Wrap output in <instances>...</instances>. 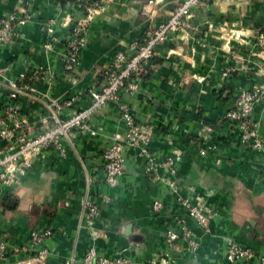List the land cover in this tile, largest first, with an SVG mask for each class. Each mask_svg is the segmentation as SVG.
Returning a JSON list of instances; mask_svg holds the SVG:
<instances>
[{
    "label": "crops",
    "instance_id": "crops-1",
    "mask_svg": "<svg viewBox=\"0 0 264 264\" xmlns=\"http://www.w3.org/2000/svg\"><path fill=\"white\" fill-rule=\"evenodd\" d=\"M72 1L0 0V17L30 16L27 25H13L0 46V106L17 109L23 135L44 132L52 115L64 119L87 108L89 92L100 90L113 55L141 42L178 0H74L98 1L99 9L87 23L77 65L66 71L61 57L68 30L82 18ZM51 22L52 40L46 34ZM258 33L264 35V0H201L192 8L184 31L153 48L137 94L121 98L149 134L156 174L146 173L147 163L135 149H126L117 186L104 184L101 154L109 138L123 132L114 104H107L89 121L94 136L73 130L60 139L61 151L46 148L11 183H0V239L10 251L5 263L25 261L18 250L30 231L49 228L44 264L79 261L90 248L97 257L148 264L161 253L165 234L178 232L180 220L199 246L188 253L177 241L170 250L172 264H229L227 237L264 256V97L250 116L261 150L240 144L235 133L228 136L222 119L240 91L264 83ZM10 82L23 94L12 97ZM174 155L171 175L165 161ZM165 181L173 183L175 194ZM176 196L207 213L208 234L186 217ZM86 199L97 210L93 219L86 217ZM154 202L160 205L156 211Z\"/></svg>",
    "mask_w": 264,
    "mask_h": 264
},
{
    "label": "built area",
    "instance_id": "built-area-1",
    "mask_svg": "<svg viewBox=\"0 0 264 264\" xmlns=\"http://www.w3.org/2000/svg\"><path fill=\"white\" fill-rule=\"evenodd\" d=\"M77 2V1H76ZM201 0H178L171 14L152 30L145 33L141 42L132 41L127 46V52H117L113 55L111 64L107 67L103 75V86L99 91H90V104L87 108L72 112L67 118L51 116V125L41 134L30 137L19 133L20 125L23 123L18 119L17 109L10 104L0 106V142L4 147L0 149V183H11L16 173L23 172L29 168L33 159L41 156L46 148L53 147L60 150V139L67 138L73 130L80 131L90 136L96 134L91 130L89 121L91 117L107 104H114L119 118L123 124L121 134H113L109 138V143L101 154L102 172L104 184L108 188H115L118 179L123 173L124 152L126 149H135L139 156L143 157L147 163L146 173L156 174L159 166L154 163L152 156L147 150L149 134L135 122V118L126 103L138 92V84L146 72V66L153 56V48L183 32L186 28V21L189 19L191 9L197 6ZM78 4L73 8L81 13V20L74 22L68 30L65 49L61 57L63 69L71 71L77 65L79 53L85 47V36L87 23L99 9V2L94 1L85 5ZM151 2L147 3V6ZM82 10V11H81ZM142 15H146L145 9L141 10ZM30 22V16L26 14L10 13L0 17V46H3L11 32L12 26H25ZM53 23H49L46 34L53 39ZM256 43L260 48H264V35L258 33ZM37 71H41L38 69ZM32 75H36L33 74ZM43 80V78H42ZM45 80V77H44ZM12 97L16 94H23V89L18 88L15 82L9 83ZM264 97V83L253 90L240 91L234 98L233 107L223 115V120L227 124L228 136L236 134L240 144H246L251 149L258 150L262 140L256 133V125L250 116L254 104ZM264 130V124H263ZM61 151V150H60ZM176 156L167 158L165 166L168 172L175 173L174 165ZM165 184L172 193H176V188L171 181ZM180 207L184 210L186 217L191 220L196 227L204 234H208V215L197 205H193L187 199L176 196ZM86 217L93 219L97 216V210L91 200L84 202ZM160 205L157 202L152 204L153 210H158ZM178 232L168 231L163 239V251L159 257V264H170L169 252L172 246L181 241L185 251L195 253L199 243L193 232H191L183 221H178ZM51 235L49 228H39L30 231L27 242L19 248V252L24 254L25 261L14 264H44L46 250L43 242ZM224 258L229 264H264V256L256 254L254 251L242 248L234 243L230 238H224ZM5 242L0 239V264H6L5 260L9 256ZM62 264H133L125 257H118L110 260L97 257L93 248L88 249L79 261L73 259L65 260ZM154 264V263H150Z\"/></svg>",
    "mask_w": 264,
    "mask_h": 264
},
{
    "label": "rangeland",
    "instance_id": "rangeland-1",
    "mask_svg": "<svg viewBox=\"0 0 264 264\" xmlns=\"http://www.w3.org/2000/svg\"><path fill=\"white\" fill-rule=\"evenodd\" d=\"M101 76H102V85H101V87L103 86V75L101 74ZM198 143V146H200V142H194V145H196ZM243 145H246V144H243ZM261 146H260V148L258 149V150H261L262 149V145H263V142H261V144H260ZM256 150V149H255ZM162 251H163V249H162ZM162 251H161V253H162ZM161 253H159L158 254V256L160 257V255H161ZM169 257H170V252H169ZM154 257L152 260H150V262H148V264H150L151 262L152 263H154V264H156V262H158V264L160 263V259H159V257ZM170 264H172V260H171V258H170Z\"/></svg>",
    "mask_w": 264,
    "mask_h": 264
},
{
    "label": "trees",
    "instance_id": "trees-1",
    "mask_svg": "<svg viewBox=\"0 0 264 264\" xmlns=\"http://www.w3.org/2000/svg\"><path fill=\"white\" fill-rule=\"evenodd\" d=\"M78 3L76 2V1H72V5H73V7H75L76 5H77ZM82 11V10H81Z\"/></svg>",
    "mask_w": 264,
    "mask_h": 264
},
{
    "label": "water",
    "instance_id": "water-1",
    "mask_svg": "<svg viewBox=\"0 0 264 264\" xmlns=\"http://www.w3.org/2000/svg\"><path fill=\"white\" fill-rule=\"evenodd\" d=\"M125 230H127V228Z\"/></svg>",
    "mask_w": 264,
    "mask_h": 264
}]
</instances>
